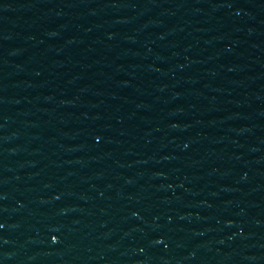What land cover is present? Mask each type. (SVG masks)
Returning a JSON list of instances; mask_svg holds the SVG:
<instances>
[{
  "label": "water",
  "instance_id": "95a60500",
  "mask_svg": "<svg viewBox=\"0 0 264 264\" xmlns=\"http://www.w3.org/2000/svg\"><path fill=\"white\" fill-rule=\"evenodd\" d=\"M0 264H264V0H0Z\"/></svg>",
  "mask_w": 264,
  "mask_h": 264
}]
</instances>
